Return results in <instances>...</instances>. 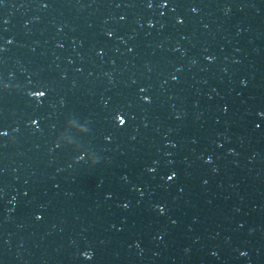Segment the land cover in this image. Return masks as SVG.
<instances>
[{
    "label": "water",
    "instance_id": "1",
    "mask_svg": "<svg viewBox=\"0 0 264 264\" xmlns=\"http://www.w3.org/2000/svg\"><path fill=\"white\" fill-rule=\"evenodd\" d=\"M262 113L264 0H0V264H264Z\"/></svg>",
    "mask_w": 264,
    "mask_h": 264
},
{
    "label": "snow or ice",
    "instance_id": "2",
    "mask_svg": "<svg viewBox=\"0 0 264 264\" xmlns=\"http://www.w3.org/2000/svg\"><path fill=\"white\" fill-rule=\"evenodd\" d=\"M161 6H165L164 4H161ZM149 7H151V4H149ZM8 43H11V41H8ZM141 92H144V89L140 90ZM47 95V89L44 86H40L35 90V98L38 99L39 101H41L43 98H45ZM141 99L144 102H150V98L147 95H144L141 97ZM264 114V113H262ZM115 121L118 125H124L126 123V120L124 117H122L121 115H117L115 117ZM32 125L33 126H38L39 125V121L37 119H32ZM257 127H260V125H257ZM7 133L0 131V136H6ZM149 171H152L151 168H149ZM175 173L173 172L171 175L167 176V180H172L175 177ZM124 207H127V205H124ZM161 213L164 211L163 208H159L158 209ZM37 219H40V217L38 216ZM85 258L88 260H91L92 257V253L90 251H85ZM241 255H245V253L241 252Z\"/></svg>",
    "mask_w": 264,
    "mask_h": 264
}]
</instances>
